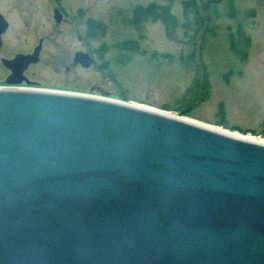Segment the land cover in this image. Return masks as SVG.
<instances>
[{"label":"water","instance_id":"95a60500","mask_svg":"<svg viewBox=\"0 0 264 264\" xmlns=\"http://www.w3.org/2000/svg\"><path fill=\"white\" fill-rule=\"evenodd\" d=\"M7 27L0 13V47ZM41 44L0 59L5 84L32 83ZM0 264H264V143L172 110L0 87Z\"/></svg>","mask_w":264,"mask_h":264},{"label":"rangeland","instance_id":"374dc122","mask_svg":"<svg viewBox=\"0 0 264 264\" xmlns=\"http://www.w3.org/2000/svg\"><path fill=\"white\" fill-rule=\"evenodd\" d=\"M151 1L0 0V13L8 22L0 59L29 53L41 39L39 60L23 73L32 83L22 85L172 110L230 131L264 137L260 134L264 129V0L216 3V11L201 13L209 14L211 21L203 19L195 45L189 39L196 28L194 16L186 20L182 0L171 2L175 25L170 36L161 21L147 20L137 31L130 22L132 8ZM54 8L62 14L60 22L54 19ZM91 21L104 25L102 36L87 35ZM238 26L249 38L245 58L231 48L230 34L236 35ZM129 39L137 40L136 51L120 47ZM77 51L91 54L93 63L88 67L74 63ZM8 73L0 61V85ZM204 73L207 88L201 99L195 83ZM188 107L189 113L180 112Z\"/></svg>","mask_w":264,"mask_h":264},{"label":"trees","instance_id":"16d2710c","mask_svg":"<svg viewBox=\"0 0 264 264\" xmlns=\"http://www.w3.org/2000/svg\"><path fill=\"white\" fill-rule=\"evenodd\" d=\"M221 0H199L197 3L196 0H182V7H183V15L187 21H189L188 16L192 14L194 16V23L196 24V28L194 32L190 35L189 39L193 45H195L196 33L198 29L201 27L203 23V19L207 22L211 21V16L209 14L202 15L201 13H207L210 8H214L216 11L217 6L216 3L220 2ZM171 2L172 0H153L146 5H135L131 11L130 22L134 26L137 31H141L143 28V23L147 20L150 21H161L164 24L166 33L168 36L171 35L174 25H175V17L171 12ZM214 6V7H212ZM233 11V10H232ZM209 13V12H208ZM186 24V23H185ZM104 25L99 22H88V31L87 35L90 37L93 36H102L104 32ZM231 39V48L232 51L241 58H245L246 55V48L249 45V38L244 35L241 26H238L237 33L230 34ZM204 38L201 37L199 41V49L201 43H203ZM120 47L124 48L125 50L136 51L137 49V40L129 39L124 40L120 43ZM192 54V52H191ZM190 54V56H191ZM101 69L106 67V64H102L100 66ZM206 73L202 75L203 79L200 82L195 83V87H199V91L201 93V99L206 96ZM189 92H193L194 88H190ZM183 100H186L185 98ZM185 105H188L190 108L192 106L191 103L187 102ZM185 108L181 110L182 113H189L190 108ZM163 108L170 109L168 106L163 105ZM222 121H219L218 124H222ZM260 134L264 135V129L260 132Z\"/></svg>","mask_w":264,"mask_h":264},{"label":"bare ground","instance_id":"6f19581e","mask_svg":"<svg viewBox=\"0 0 264 264\" xmlns=\"http://www.w3.org/2000/svg\"><path fill=\"white\" fill-rule=\"evenodd\" d=\"M131 104L137 105V106H140V107H144V108L145 107L146 108H152V107H149V106H146V105H142V104H138V103H136V104L131 103ZM183 117H185V116H183ZM185 119H188V120H190V121H192L194 123L201 124L203 126H207L209 128L215 129V130H219V131L226 132V133H229V134H232V135H235V136H239L241 138H245V139H249V140H252V141L264 143V137H261V136H254V135H250V134H248V135L241 134V133H239L237 131H230V130H228L226 128H223L221 126H216V125H211V124H208V123H203V122H200L198 120H195V119L189 118V117H185Z\"/></svg>","mask_w":264,"mask_h":264},{"label":"flooded vegetation","instance_id":"af4514ba","mask_svg":"<svg viewBox=\"0 0 264 264\" xmlns=\"http://www.w3.org/2000/svg\"><path fill=\"white\" fill-rule=\"evenodd\" d=\"M29 53H30V52H29ZM23 73H24V72H23ZM8 74H9V73H8ZM8 74H7V75H8ZM6 77H7V76H6Z\"/></svg>","mask_w":264,"mask_h":264}]
</instances>
